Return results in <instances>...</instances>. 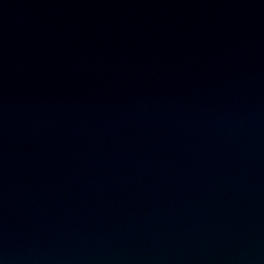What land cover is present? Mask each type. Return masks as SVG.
<instances>
[{
    "label": "water",
    "instance_id": "water-1",
    "mask_svg": "<svg viewBox=\"0 0 264 264\" xmlns=\"http://www.w3.org/2000/svg\"><path fill=\"white\" fill-rule=\"evenodd\" d=\"M0 264H264V0H0Z\"/></svg>",
    "mask_w": 264,
    "mask_h": 264
}]
</instances>
